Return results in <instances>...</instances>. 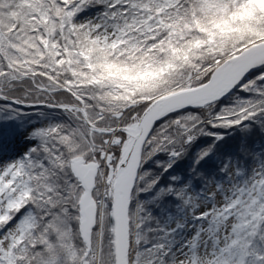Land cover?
<instances>
[{"label":"snow or ice","instance_id":"obj_1","mask_svg":"<svg viewBox=\"0 0 264 264\" xmlns=\"http://www.w3.org/2000/svg\"><path fill=\"white\" fill-rule=\"evenodd\" d=\"M0 264H264V0H0Z\"/></svg>","mask_w":264,"mask_h":264}]
</instances>
